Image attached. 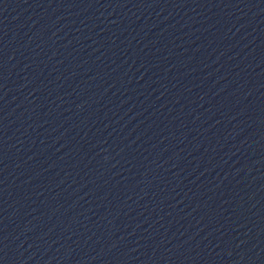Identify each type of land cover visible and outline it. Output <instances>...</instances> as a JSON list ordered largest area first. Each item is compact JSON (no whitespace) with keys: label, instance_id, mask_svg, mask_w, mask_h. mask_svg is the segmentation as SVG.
I'll use <instances>...</instances> for the list:
<instances>
[{"label":"water","instance_id":"1","mask_svg":"<svg viewBox=\"0 0 264 264\" xmlns=\"http://www.w3.org/2000/svg\"><path fill=\"white\" fill-rule=\"evenodd\" d=\"M0 264H264V0H0Z\"/></svg>","mask_w":264,"mask_h":264}]
</instances>
